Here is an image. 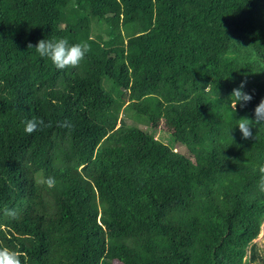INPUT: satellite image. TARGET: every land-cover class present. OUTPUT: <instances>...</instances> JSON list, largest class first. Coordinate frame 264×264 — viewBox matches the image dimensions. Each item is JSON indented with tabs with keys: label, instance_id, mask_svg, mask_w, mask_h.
<instances>
[{
	"label": "trees",
	"instance_id": "16d2710c",
	"mask_svg": "<svg viewBox=\"0 0 264 264\" xmlns=\"http://www.w3.org/2000/svg\"><path fill=\"white\" fill-rule=\"evenodd\" d=\"M47 37L89 51L60 70L28 48ZM244 78L236 118H254L264 0H0V248L21 264H256L264 128L232 139L219 101Z\"/></svg>",
	"mask_w": 264,
	"mask_h": 264
},
{
	"label": "clouds",
	"instance_id": "9594fccd",
	"mask_svg": "<svg viewBox=\"0 0 264 264\" xmlns=\"http://www.w3.org/2000/svg\"><path fill=\"white\" fill-rule=\"evenodd\" d=\"M29 49H34L41 58L52 62L55 68L63 70L68 67L78 66L89 51V46L84 43H69L66 38H45L41 39L35 46L28 45ZM230 79V78H229ZM211 84L204 86V91L207 92ZM254 98V93L247 91V79H241L239 84L235 85L229 93L226 100L220 101V105H229L235 110V123L230 130V136L235 129H238L241 138L248 140L253 137L252 128H264V98H262L254 109V118L248 116L236 118L237 106L241 110L245 109ZM43 120L36 118L28 119L24 124V132L31 134L43 125ZM48 188H52L56 181L53 177L48 176L41 181ZM258 187L261 192H264V177H261L258 182ZM4 214L11 218L18 217V211L15 208L5 209ZM0 264H21L19 254L8 248H0Z\"/></svg>",
	"mask_w": 264,
	"mask_h": 264
},
{
	"label": "rangeland",
	"instance_id": "374dc122",
	"mask_svg": "<svg viewBox=\"0 0 264 264\" xmlns=\"http://www.w3.org/2000/svg\"><path fill=\"white\" fill-rule=\"evenodd\" d=\"M156 136L161 139V132L159 130L157 131ZM177 149L180 150L178 147ZM254 243L258 245L257 252L260 255V259L257 260L256 264H264V226L258 238L255 239ZM114 264H121V263L117 261L114 262Z\"/></svg>",
	"mask_w": 264,
	"mask_h": 264
}]
</instances>
